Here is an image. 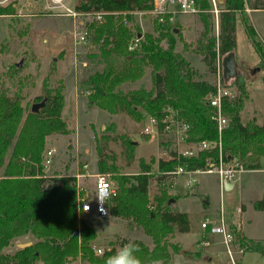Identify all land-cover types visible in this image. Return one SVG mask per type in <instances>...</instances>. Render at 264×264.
I'll use <instances>...</instances> for the list:
<instances>
[{"label": "trees", "instance_id": "16d2710c", "mask_svg": "<svg viewBox=\"0 0 264 264\" xmlns=\"http://www.w3.org/2000/svg\"><path fill=\"white\" fill-rule=\"evenodd\" d=\"M198 1L202 10L209 8L207 0ZM262 1L224 0L217 14V35H208L206 13H198L203 30L194 52L200 55L209 73L214 74L217 58L221 61L222 56L235 48L236 13L243 11L244 5L249 9H264ZM150 8L151 0H80L74 7L76 12L98 13L102 18L85 24L89 42L97 46L99 56L121 58L117 67L89 75L92 88V93L88 94L89 103L108 114L124 111L137 120L144 114L159 117L168 107L176 120L188 126L182 135L184 143H214L191 156L175 157L172 146L167 151L168 159L155 162V171L140 158L139 171L134 174L119 172L113 157H105L102 148L95 146L97 172L109 173L116 187V194L108 205V216L124 220L127 227L140 229L150 239L151 248L134 241L140 248L137 255L141 264H151L154 259L166 264L171 255L180 254L169 239L174 232H187L190 218L185 212L171 210L169 196L162 191L154 194L150 201V179L154 174L158 175V181L173 176L168 172L177 166L200 169L206 158L216 161L219 155L222 161L236 159L244 171L264 169V122L240 121L247 92L242 76L236 74L232 82L236 95L229 100L222 98L220 103L221 114L228 122L218 134L212 119L214 109L206 103V97L214 93L215 87L209 81L194 79L196 73L189 62L175 52L176 29L167 26L172 15L164 14L163 24L153 18L156 35L140 33L134 27L132 13ZM9 14H13L9 5L0 6V16ZM241 23L264 71V47L247 17L243 16ZM137 34L140 37L138 48L127 51L128 42ZM162 41L164 45H160ZM145 66L150 67V90L139 88L123 93L118 89L141 77ZM220 81H224L222 76ZM40 100H44L43 106L33 113L21 104L17 95L9 97L7 90L0 88V264H69L77 259L88 264H106L116 252L114 244L101 256H94L90 243L96 233L79 221L75 176H46L43 172L46 137L68 133L61 117V87H48L44 83L41 95L33 98L35 102ZM101 139L107 141L109 136L101 135ZM123 143L127 156L131 157L133 144L125 138ZM148 203L154 205L152 210L148 209ZM252 206L264 210V198L254 201ZM26 235L31 238L29 246L10 255L4 253L14 240ZM127 242L120 240L118 248ZM237 242L245 252L264 253V241L240 237Z\"/></svg>", "mask_w": 264, "mask_h": 264}, {"label": "rangeland", "instance_id": "374dc122", "mask_svg": "<svg viewBox=\"0 0 264 264\" xmlns=\"http://www.w3.org/2000/svg\"><path fill=\"white\" fill-rule=\"evenodd\" d=\"M79 1L64 0L69 8H74ZM222 3H216L218 10L222 7ZM261 3L264 6V0ZM244 6L243 11L236 13L235 48L232 51L235 72L233 77L224 80V85L232 88L234 76L236 74L242 76L247 99L239 114L240 121L246 123L253 119L256 124H261L264 122V82L262 81L264 71L244 34L241 18L247 17L248 23L253 27L264 47V9L250 11L246 5ZM9 7L13 9V14L0 16V88L7 90L9 97L17 95L21 104L29 108L31 104L41 101L35 102L33 98L41 95L44 83L48 87H61L63 95L61 117L68 133L51 134L46 137L44 148L55 149L50 165L46 169L43 168L46 176L79 174V177L75 176V178L80 196L90 195L94 176L98 174L96 145L102 148L105 157H113L119 172L126 174L139 171L140 158L150 165L151 171H155V162L158 159L166 160L170 157L167 151L173 146V136L163 132L143 134L145 114L139 120L121 110L115 114H108L88 101V94L92 93L88 82L89 75L95 71L115 68L121 62L120 57H100L97 46L89 42L85 24L94 20L101 21V17L81 12L74 17L55 14L34 7L27 0H14V5L9 4ZM203 13H206L207 17L208 35H217L218 12L216 15L207 11ZM132 17V23L140 33L157 34L153 30L155 29L153 15L147 11H135ZM167 26L176 29L174 50L189 62L196 73L194 79L213 83V74L209 73L201 62L200 55L194 52L203 30L201 15L173 13ZM83 29L86 30L87 35L83 41H79L78 32ZM160 45H164V41ZM224 57L225 55L222 56L221 62ZM18 62L20 65L16 67L15 64ZM15 68L18 70H14ZM151 87L150 67L145 66L141 77L122 84L118 89L124 93L139 88L150 90ZM104 134L109 136L107 141L101 139V135ZM123 138L131 141L134 146L131 157L127 156ZM161 142L163 145L160 144ZM68 145L70 149H67ZM213 145V142H208L206 147ZM177 149L182 151L192 147L179 143ZM194 151H198L196 147ZM82 165H85V168ZM156 176L158 175L154 174L149 181L148 199L152 201L153 195H158L162 191L172 200L169 203L171 210L185 212L190 218L189 230L174 232L169 239L178 247L180 254L171 255L166 264H202L201 256H197L198 260L193 253L199 248L201 232L199 223L204 217H214L220 204L229 228L236 237L233 243L234 251L238 249L237 241L242 237L231 221L232 218L233 220L239 218L234 214L236 203L241 202L244 205L238 206L241 211L245 207L240 217L241 230L245 237L264 239V210H257L252 206L254 201L264 198V169L241 172L231 191H221L212 173L197 175L196 182L188 186L184 183L186 177L182 175L163 177L160 181ZM203 199L207 200L206 205L202 203ZM79 221L92 227L96 233V238L90 243L92 251L97 248L103 252L108 251L111 244H114L115 251H118L120 240L141 242L151 248L150 239L140 229L127 227L122 219L111 216L97 219L90 214H80ZM30 241L31 238L26 235L18 241H13L5 252L13 254L16 250L22 249L17 245L27 244ZM219 251L222 255L213 258L212 264H228L222 246ZM244 253L247 252L243 250L241 255ZM188 254L194 257L187 262L185 258L190 256ZM256 254L245 255L243 261L254 264L260 255V264H264V253ZM241 255L233 256L234 264H239L237 260ZM69 264L88 263L77 259Z\"/></svg>", "mask_w": 264, "mask_h": 264}, {"label": "built area", "instance_id": "2783aa9c", "mask_svg": "<svg viewBox=\"0 0 264 264\" xmlns=\"http://www.w3.org/2000/svg\"><path fill=\"white\" fill-rule=\"evenodd\" d=\"M32 3L34 7L46 10L55 14L61 13L63 15L74 17L78 14L74 8H69L65 5L64 0H27ZM209 3V8L202 10L198 0H151V8L147 12L153 15L156 18L157 22L163 24L165 22L164 14H194L203 11H207L213 15L219 11L216 7L218 0H207ZM11 4L14 5V0H0V6H7ZM30 5V3H29ZM176 7L175 9L172 7ZM99 18V14L95 13ZM170 20V18H168ZM87 35L86 30L78 32V40L83 41ZM139 46V37H132L126 46V50L129 52L134 51ZM221 61L217 58L215 61V71L213 74L214 81L213 85L215 87L214 93L206 97V103L214 109L212 119L215 122L216 130L218 134L221 129L227 126V119L221 114V100L222 98L231 99L236 95V89L233 86L232 88L224 85V81L221 82V70H222ZM187 124H184L175 119L173 111L166 107L163 110V114L159 117L155 115H146L145 116V126L143 127V134H159L169 133L173 136V146L175 150V157L178 155L182 156H191L195 154L194 148L197 150H203L208 147L206 141H200L198 143H189L186 144L183 142L182 135L187 129ZM182 141V142H181ZM179 143L187 146H191L192 149L178 150L177 146ZM54 147L45 149L42 155V164L43 168H47L50 165L51 157L54 153ZM85 168V165H82ZM44 170V169H43ZM244 170L241 168V165L236 161V159H231L229 161H222L220 155L216 161L211 160L210 158L205 159L204 166L200 169L187 170L183 167L177 166L173 171L168 172L173 176L182 175L185 176L184 183L188 186L196 182V176L203 173H212L217 178V183L221 191H227L224 184L230 183L231 189L234 184L238 181L239 174ZM77 178L79 174L75 175ZM76 206L78 218L80 214H90L97 219H102L107 217L108 214V205L116 194V187L111 177L108 173L96 174L94 176L93 189L90 195L80 196L79 188L76 184ZM154 208L153 204L148 203V209L152 210ZM236 211H239L238 206ZM199 228L200 240L199 245L202 248H207L210 246V238L218 237L221 246L224 249V254L227 259L228 264H234L233 256L235 254L241 255L243 250L239 248L236 251L233 250V243L236 240L235 234L229 228V225L225 219L223 212V207L220 204L218 211L214 217H204L200 223ZM103 251L99 248L93 250L94 256H101Z\"/></svg>", "mask_w": 264, "mask_h": 264}, {"label": "crops", "instance_id": "0c3cea01", "mask_svg": "<svg viewBox=\"0 0 264 264\" xmlns=\"http://www.w3.org/2000/svg\"><path fill=\"white\" fill-rule=\"evenodd\" d=\"M218 2L219 3H222V0H218ZM251 10H258V9H250V11ZM178 177V176H177ZM215 182L217 183V178H216V176H215ZM217 185H218V183H217ZM235 185V184H234ZM219 187V186H218ZM234 188V186L231 188V189H228L227 191H231L232 189ZM240 204H242L241 202H239V203H236L235 204V207H234V214H237L238 215V217L239 218H235L234 220H233V218L231 219V221H232V224H234V226H236V229L238 230V232L240 233V235H242V237H244L245 239H248V240H252V241H264V239H254V238H248V237H245V235L242 233V230H241V226H242V224H241V221H240V217H241V214H242V212L243 211H245V207H244V209L241 211V210H239L238 212L236 211V207L237 206H239ZM204 205H206V204H204ZM243 205V204H242ZM244 206V205H243ZM233 213V212H232ZM228 218V217H227ZM200 234V233H199ZM19 239H21V238H18V239H16L17 241L19 240ZM16 240H14V241H16ZM210 246L209 247H207V248H202V247H200V245H199V248H197V249H195L194 251H193V253H194V255H195V257L198 259V255H200L201 256V263L202 264H212V259L214 258L215 259V257H218L220 254L222 255V253H219L220 251H219V248H221V244H220V241H219V238L218 237H215V235H214V237H211L210 238ZM31 244V241L29 242V245ZM17 247H20L19 245H17ZM7 248H5L4 249V253L6 254V252H5V250H6ZM250 254H256V253H251V252H247V253H244L243 255H241L240 257H238V260H237V263H239V264H252V262H250V261H247V262H245V261H243V257L245 256V255H250ZM8 255H10V254H8ZM257 255V254H256ZM259 256V258H258V260L257 261H255L256 263H254V264H260V255H258ZM189 257H191V256H189ZM193 258L191 257V259L190 260H188V256H186V258H185V261H191ZM199 260V259H198Z\"/></svg>", "mask_w": 264, "mask_h": 264}, {"label": "clouds", "instance_id": "9594fccd", "mask_svg": "<svg viewBox=\"0 0 264 264\" xmlns=\"http://www.w3.org/2000/svg\"><path fill=\"white\" fill-rule=\"evenodd\" d=\"M139 251V245L129 240L114 255L108 258L106 264H141V260L137 255ZM151 264H163V262L159 259H154Z\"/></svg>", "mask_w": 264, "mask_h": 264}, {"label": "water", "instance_id": "95a60500", "mask_svg": "<svg viewBox=\"0 0 264 264\" xmlns=\"http://www.w3.org/2000/svg\"><path fill=\"white\" fill-rule=\"evenodd\" d=\"M139 35H137L138 37ZM222 77L224 80H228L231 77H233L234 72H235V60L233 57L232 52L228 53L223 59H222ZM20 65V62L16 63L15 66L18 67ZM44 104V100H41L38 103H33L30 106V112H37L39 110V108H41ZM264 121V120H263ZM71 147L68 145L67 149H70ZM225 189H229L230 188V183H226L224 184ZM172 202V200L170 199L168 201V203ZM202 203L207 204V200L203 199ZM20 248H24L29 246V243L27 244H23V245H19ZM191 257L188 256V260H190Z\"/></svg>", "mask_w": 264, "mask_h": 264}]
</instances>
